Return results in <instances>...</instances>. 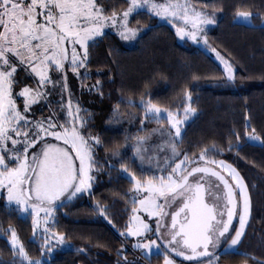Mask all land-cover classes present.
I'll return each instance as SVG.
<instances>
[{"label": "snow or ice", "instance_id": "obj_1", "mask_svg": "<svg viewBox=\"0 0 264 264\" xmlns=\"http://www.w3.org/2000/svg\"><path fill=\"white\" fill-rule=\"evenodd\" d=\"M141 10L172 24L180 39L203 41L223 65L225 84L235 85L233 62L209 45L207 28L217 24V13L223 11L214 3L127 0V7L118 11L103 0H0V195L6 207L31 216L34 237L43 235L41 255L33 258L14 227L0 226L10 244V264H54L57 248L67 241L66 233L55 230L57 211L85 194L93 197L99 176H110L116 163L131 185L124 194L128 218L119 234L125 242L132 239L131 248L140 253L129 260L122 243L117 264H151L153 256H162L163 264H177L173 254L193 264H219L221 257L239 253L252 219L250 187L237 167L216 158L224 148L213 144L190 153L180 147L183 127L197 112L191 91H184L185 102L177 108L154 101L150 93L141 95L140 127L134 136H124L132 157L119 145L108 149L90 130L93 117L72 98L69 72L81 80L82 90L103 97L99 80L83 83L91 75L90 49L105 38V28L124 41L138 39L140 21L136 27L132 21L144 14ZM257 17L264 21L260 13L237 7L233 20L255 27ZM54 96L59 99H50ZM53 103L58 111L44 115L43 108L52 109ZM127 119L131 123L136 116L129 113ZM124 120L115 105L108 122ZM150 123L157 127L149 129ZM231 135L237 143L230 139L228 151L241 147L242 139L264 147V133L251 126L249 117L243 133L234 130ZM98 148L111 155L99 157ZM132 158L139 161L138 171L126 162ZM94 211L113 224L107 206L97 201ZM249 259L264 264V259Z\"/></svg>", "mask_w": 264, "mask_h": 264}, {"label": "trees", "instance_id": "obj_2", "mask_svg": "<svg viewBox=\"0 0 264 264\" xmlns=\"http://www.w3.org/2000/svg\"><path fill=\"white\" fill-rule=\"evenodd\" d=\"M103 2L118 11L127 7V0ZM202 2L214 3L223 9L217 13V24L209 28L207 35L211 46L230 59L237 69L235 85L225 84L224 70L211 55L188 40L180 41L174 28L141 10L144 14L134 16L132 26L136 27L135 21L139 20L144 31L132 46L117 33L106 31L105 38L90 49L89 82L99 80L104 95L101 98L95 92L86 93L84 96L88 99L81 104L88 110L85 115L93 117L89 121L93 125L90 130L101 136L105 146L111 150L119 145L121 151L132 157L131 149L124 145V136H134L140 127L141 95L150 93L154 101L177 108L185 102L184 91H191L197 112L183 127L180 147L190 153L199 152L205 146L211 148L213 144L224 148L223 154L216 158L226 160L240 170L252 195V219L239 253L221 257L220 263L244 264L247 259L248 264H254L249 257L264 259V147L245 139L239 142V148L228 151L227 147L230 139L234 145L237 143L231 134L234 130L243 133L246 117L250 118L251 126L264 133V26L260 17L254 20L255 27L233 20L237 7L264 17V0ZM194 76L199 78L193 79ZM129 100L136 106L129 105ZM117 104L125 114V120L121 124H111L108 119ZM129 113L136 116L131 123L127 119ZM147 127L151 129L157 125L150 123ZM97 152L101 158L111 155L104 148H98ZM126 162L133 171H138V160L132 158ZM130 186L127 175L116 163L110 176L106 173L99 176L93 187V197L85 194L57 211L55 230L66 233L71 248H57L54 264H117V250L122 243L129 260L140 256L131 248L133 240L125 242L119 234L128 218L125 210L130 204L124 194ZM97 201L107 206L115 227L94 211ZM5 203L4 195H0V226L14 227L30 255L40 257L43 238L38 233L33 236L31 216L13 211ZM81 248L86 252L79 251ZM175 258L183 264H193ZM12 259L7 234L0 233V262L10 264ZM162 261V256H153L151 264Z\"/></svg>", "mask_w": 264, "mask_h": 264}, {"label": "rangeland", "instance_id": "obj_3", "mask_svg": "<svg viewBox=\"0 0 264 264\" xmlns=\"http://www.w3.org/2000/svg\"><path fill=\"white\" fill-rule=\"evenodd\" d=\"M146 11V10H145ZM159 19V21L160 22H162V23H166V24H168V25H170L172 28H174L173 27V25L172 24H170V23H167L166 21H164V20H161L160 18H158ZM253 23H254V21H253ZM261 25L262 26H264V21H262V23H261ZM212 26H214V25H209L208 26V28H207V33H208V30H209V28L210 27H212ZM175 29V28H174ZM106 31H112V32H114V33H116V31L114 30V29H112V28H105V32ZM144 31V29H142V31H141V33ZM140 33V34H141ZM208 36V35H207ZM180 39V38H179ZM185 40H188V41H190L191 43H193V44H195V45H197V46H199L200 48H202L205 52H207L209 55H211L219 64H220V66L223 68V65L220 63V61L216 58V56H215V53H213L211 50H210V48H207L205 45H204V43H203V41H201L199 44H197L196 42H194V41H192V40H189V39H184V40H182V39H180V41H185ZM135 41L136 40H133V41H125L126 43H127V45H129V46H132L134 43H135ZM209 41V40H208ZM209 45L211 46V44H210V42H209ZM212 47V46H211ZM218 51V50H217ZM223 55V54H222ZM226 58V57H225ZM226 59H228V58H226ZM89 71V70H88ZM81 72L83 73L84 72V69H81ZM68 82H69V85H70V88H71V90H72V92L74 93V95H73V100L75 101L77 98L80 100V103H83V100L84 99H88V97H85L84 95L87 93H89L86 89H84V90H82L81 89V80H79V79H77L73 74H71V72H69V75H68ZM83 83L84 84H87V85H92V84H94L93 82H89V78L88 79H86V80H84L83 81ZM50 99H53V100H58L59 99V96H54V97H51ZM84 104V103H83ZM83 104H81V107L83 108ZM53 109H55V110H57L58 111V106L55 104V103H53V105H52V109H49V108H43V112H44V115H48V113L51 111V110H53ZM37 115L39 116L40 114L39 113H37ZM192 117H190L189 119H191ZM189 121V120H188ZM24 215L25 214H27V213H23ZM236 226L238 227V221H237V223H236ZM247 229V228H246ZM38 234L43 238V235H42V233H40V232H38ZM64 247V249H69V248H71V243L70 242H67L66 241V244L65 245H63V246H61V248H63ZM173 259H175L176 261H177V264H183L182 262H180L179 260H177L174 256L172 257ZM161 264H163V261H162V263ZM219 264H221L220 262H219Z\"/></svg>", "mask_w": 264, "mask_h": 264}, {"label": "water", "instance_id": "obj_4", "mask_svg": "<svg viewBox=\"0 0 264 264\" xmlns=\"http://www.w3.org/2000/svg\"><path fill=\"white\" fill-rule=\"evenodd\" d=\"M234 222H235V220H234ZM174 255V254H173ZM175 256V255H174ZM176 257V256H175ZM177 258H180V259H183L184 260V258L183 257H177Z\"/></svg>", "mask_w": 264, "mask_h": 264}, {"label": "flooded vegetation", "instance_id": "obj_5", "mask_svg": "<svg viewBox=\"0 0 264 264\" xmlns=\"http://www.w3.org/2000/svg\"><path fill=\"white\" fill-rule=\"evenodd\" d=\"M237 221L235 220L234 224L236 225Z\"/></svg>", "mask_w": 264, "mask_h": 264}]
</instances>
